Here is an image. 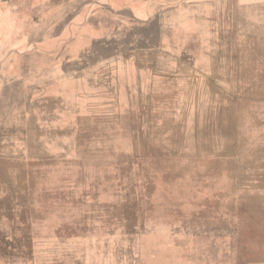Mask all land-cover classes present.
I'll list each match as a JSON object with an SVG mask.
<instances>
[{
  "label": "rangeland",
  "instance_id": "rangeland-1",
  "mask_svg": "<svg viewBox=\"0 0 264 264\" xmlns=\"http://www.w3.org/2000/svg\"><path fill=\"white\" fill-rule=\"evenodd\" d=\"M0 264H264V0H0Z\"/></svg>",
  "mask_w": 264,
  "mask_h": 264
}]
</instances>
